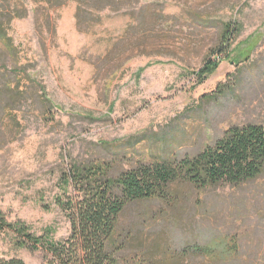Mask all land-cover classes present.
I'll return each instance as SVG.
<instances>
[{
	"label": "rangeland",
	"instance_id": "rangeland-1",
	"mask_svg": "<svg viewBox=\"0 0 264 264\" xmlns=\"http://www.w3.org/2000/svg\"><path fill=\"white\" fill-rule=\"evenodd\" d=\"M16 1L28 8L10 29L20 62L54 108L38 98L12 116L0 108V212L10 222L65 239L71 222L59 199L74 194L62 181L73 165L106 162L118 175L196 154L232 125L264 123V0H123L86 14L80 26L76 0ZM227 21L243 30L220 58L212 49ZM210 59L220 65L198 84ZM173 190L172 204L127 206L123 258L264 264V177ZM14 239L0 235V264H43L42 252Z\"/></svg>",
	"mask_w": 264,
	"mask_h": 264
},
{
	"label": "trees",
	"instance_id": "trees-1",
	"mask_svg": "<svg viewBox=\"0 0 264 264\" xmlns=\"http://www.w3.org/2000/svg\"><path fill=\"white\" fill-rule=\"evenodd\" d=\"M42 1L50 7H61L68 2ZM76 1L80 26L86 14L112 8L114 3L123 0ZM27 15L28 8L23 2L0 0V108L9 116L37 98L47 112L54 108L46 95H39L36 80L20 62L10 33L13 21ZM242 30L243 26L234 21L223 23L212 54L227 58ZM219 65V59L205 62L197 74L198 84H203ZM112 171V165L100 162L75 164L63 172L62 181L74 188V194L69 195L67 201L59 199L71 222L70 234L65 239L56 240L49 232L36 234L22 220L8 221L3 212H0V235L11 232L17 248L42 252L43 264H164L148 258L130 261L122 257L128 242L121 233L120 221L127 206L152 199L172 204L173 186L177 183H189L205 190L222 184L237 186L264 177V123L232 125L196 154L171 161L139 163L118 175ZM1 261L25 264L18 258Z\"/></svg>",
	"mask_w": 264,
	"mask_h": 264
}]
</instances>
